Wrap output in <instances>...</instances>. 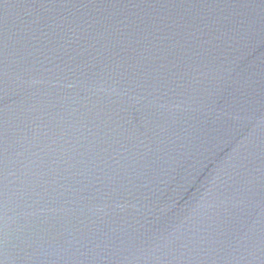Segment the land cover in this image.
<instances>
[{
    "label": "water",
    "instance_id": "water-1",
    "mask_svg": "<svg viewBox=\"0 0 264 264\" xmlns=\"http://www.w3.org/2000/svg\"><path fill=\"white\" fill-rule=\"evenodd\" d=\"M0 264H264V0H0Z\"/></svg>",
    "mask_w": 264,
    "mask_h": 264
}]
</instances>
